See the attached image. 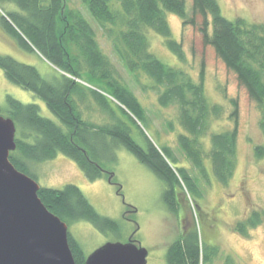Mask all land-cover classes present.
<instances>
[{
	"label": "trees",
	"instance_id": "trees-1",
	"mask_svg": "<svg viewBox=\"0 0 264 264\" xmlns=\"http://www.w3.org/2000/svg\"><path fill=\"white\" fill-rule=\"evenodd\" d=\"M65 1L0 0L17 5L22 12V15L4 13L1 20L7 33L17 39L22 50L37 52L56 69L55 77L48 81L35 67L0 55V69L5 78L40 99L58 122L41 116L38 105L23 104L6 96L5 117L10 118L16 128V149L9 154V161L33 179L28 170L29 163H43L61 154L72 160L87 180L95 181L105 173L97 159L91 156L92 145L96 141L110 140L111 145L130 152L163 183L162 203L169 213L178 214L182 202L179 190L185 188L190 196L200 198L197 184L186 168L177 166L170 148H157L139 128L138 123L148 122L145 109L102 53L91 25L78 10L66 7ZM80 1L111 42L112 50L125 70L137 81L139 74L147 78L149 84L141 85L142 91H154L160 107L176 108L181 128L176 142L193 170L205 179L204 161L208 159L216 180L227 186L236 168V100L230 101L232 128L211 132V122L223 115V108L211 103L206 96L203 67L198 80H193L180 66H169L157 59L150 52L147 38L148 31L162 37L167 50L183 65L185 53L172 37L167 14L177 16L183 25L192 26H196L195 18L200 15L202 21L198 31L203 42L214 49L257 105L263 144L254 147V155L257 159L264 157L262 24L241 18L226 19L216 0H192L191 16L185 0H114L117 9L112 7V0ZM87 96L109 116L112 124L99 126L82 118L78 107ZM107 97L117 102L119 115ZM131 125L144 138L145 147L133 139ZM37 194L47 210L68 226L85 221L103 234L116 232L119 228L117 222L101 216L74 185H65L61 190L40 187ZM260 225H264L263 214L252 211L232 228L246 238L250 230ZM68 244L75 264H84L86 256L69 232ZM217 253L218 248L204 244L197 229L191 228L184 230L168 246L165 260L166 264H211ZM226 264L234 263L226 259Z\"/></svg>",
	"mask_w": 264,
	"mask_h": 264
},
{
	"label": "rangeland",
	"instance_id": "rangeland-1",
	"mask_svg": "<svg viewBox=\"0 0 264 264\" xmlns=\"http://www.w3.org/2000/svg\"><path fill=\"white\" fill-rule=\"evenodd\" d=\"M216 1L226 19L232 21L241 18L264 26V0ZM65 5L78 10L91 25L102 53L111 61L119 78L131 89L145 109L148 122L138 123L139 128L157 148L166 146L171 149L177 166L187 169L201 193V197L197 198L190 196L185 188L179 190L181 208L176 215L169 213L161 199L163 183L130 152L117 145H111L110 140H105V143L96 141L92 145L91 156L97 159L98 165L105 173L95 181L87 180L77 165L61 154L43 163H29V173L39 187L61 190L65 185H74L101 216L117 222L118 230L106 234L85 221L70 224L68 232L79 243L84 255L87 257L105 243H125L132 237L138 246L147 250L146 264H166L168 246L177 240L184 230L196 228L204 244L218 248L211 264H226V259L234 264H264V225L250 230L246 238L241 237L232 228L252 211L261 212L264 218V157L257 159L254 155V147L263 144L259 127L260 112L236 75L226 67L214 49L203 42L198 31L201 16H196L197 24L192 26L183 25L177 16L167 14L172 37L181 44L185 53L186 60L183 65L167 50L162 37L148 31L147 38L150 52L157 59L169 66H180L193 80H198L200 69L203 67L206 96L211 103L219 104L223 108V115L211 122V132L232 128L230 114L233 106L230 101L236 100V168L227 186L216 180L208 159L204 161L206 178L198 176L176 142V136L181 132L176 108H162L157 103L154 91H142L141 85L149 84L147 78L139 74L137 81L135 76L125 70L114 54L111 42L80 0H66ZM111 5L114 9L118 8L114 0ZM185 6L191 16L192 0H185ZM6 12L22 15L17 5L0 2V55L35 67L43 78L51 81L56 75V69L49 66L37 52L30 53L19 47L17 39L7 33L2 23L1 18ZM6 96H11L23 104L38 105L41 116L58 124L40 99L10 83L0 69V110L3 117ZM107 98L113 102L111 106L119 115L117 102ZM78 109L84 120L95 125L113 123L108 115L100 111L90 96H87ZM130 127L133 139L138 145L145 147V140L138 129L132 125Z\"/></svg>",
	"mask_w": 264,
	"mask_h": 264
},
{
	"label": "water",
	"instance_id": "water-1",
	"mask_svg": "<svg viewBox=\"0 0 264 264\" xmlns=\"http://www.w3.org/2000/svg\"><path fill=\"white\" fill-rule=\"evenodd\" d=\"M15 134L14 122L0 110V264H75L68 225L43 205L36 181L9 161ZM147 255L131 237L105 243L84 264H146Z\"/></svg>",
	"mask_w": 264,
	"mask_h": 264
}]
</instances>
